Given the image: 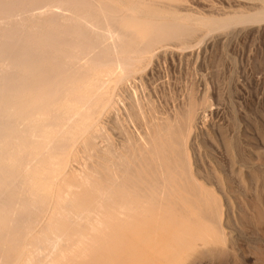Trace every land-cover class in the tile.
<instances>
[{"label": "bare ground", "instance_id": "obj_1", "mask_svg": "<svg viewBox=\"0 0 264 264\" xmlns=\"http://www.w3.org/2000/svg\"><path fill=\"white\" fill-rule=\"evenodd\" d=\"M141 5L0 0V264H154L188 210L197 180L174 159L170 126L142 130L144 146L131 145L129 157L105 131L91 132L109 104L106 82L121 83L156 46L193 34ZM262 14L249 17L264 22Z\"/></svg>", "mask_w": 264, "mask_h": 264}, {"label": "rangeland", "instance_id": "obj_2", "mask_svg": "<svg viewBox=\"0 0 264 264\" xmlns=\"http://www.w3.org/2000/svg\"><path fill=\"white\" fill-rule=\"evenodd\" d=\"M141 7L191 27L193 34L156 46L121 83L106 82L103 92L112 102L91 132L105 131L129 157L131 145L143 147L142 133L155 124L174 130L171 153L189 165L198 190L163 238L154 264H264V22L250 19L263 16L264 0H142ZM84 140L79 138V146ZM68 163L79 165L71 156Z\"/></svg>", "mask_w": 264, "mask_h": 264}]
</instances>
